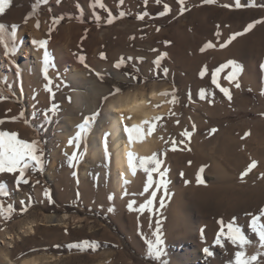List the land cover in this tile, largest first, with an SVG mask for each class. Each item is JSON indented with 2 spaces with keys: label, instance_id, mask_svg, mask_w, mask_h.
Returning a JSON list of instances; mask_svg holds the SVG:
<instances>
[{
  "label": "rangeland",
  "instance_id": "374dc122",
  "mask_svg": "<svg viewBox=\"0 0 264 264\" xmlns=\"http://www.w3.org/2000/svg\"><path fill=\"white\" fill-rule=\"evenodd\" d=\"M100 3L105 7L95 0H11L0 14V49L11 50L15 68L10 79L0 76V131L36 141L41 157L39 168L29 161L27 183L17 182L19 172L0 173L8 193L0 195V264L6 257L13 264L33 258L39 264H234L236 251L264 264V248L251 230V218L264 208V0H184L183 13L177 0ZM165 5L169 11L160 15ZM249 24L254 26L245 32ZM31 28L37 41L47 42L42 50L49 54L48 68L19 63L18 33ZM228 61L239 69L235 79H225L229 66L217 81L231 99L212 84V72ZM152 91L149 148L133 153L135 174L116 191L108 106L119 95ZM173 91L175 97L161 95ZM53 104L57 110L50 112ZM85 116L92 118L87 132L96 138L88 144L85 133L76 135ZM184 131L191 135L182 136ZM99 135L101 149L94 152ZM153 154L161 164L145 191L148 175L139 159ZM198 173L203 183H197ZM162 179L166 189L157 187ZM153 191L151 210L138 211ZM220 220L225 232L233 223L250 243L241 248L221 237L217 244ZM157 221L163 244L154 260L147 241L155 243Z\"/></svg>",
  "mask_w": 264,
  "mask_h": 264
},
{
  "label": "snow or ice",
  "instance_id": "6c2138e0",
  "mask_svg": "<svg viewBox=\"0 0 264 264\" xmlns=\"http://www.w3.org/2000/svg\"><path fill=\"white\" fill-rule=\"evenodd\" d=\"M11 0H0V14H3L6 10V8L9 7ZM59 2V0H58ZM96 4L99 5L100 8H104L105 5L103 3H100V0H95ZM123 0H121V3ZM160 0H157V3H159ZM177 2L181 5L180 11L183 13L186 9L183 7L184 0H177ZM214 0H206V3H213ZM145 3H147V0H145ZM237 7H240V4H236ZM169 11V7L165 5L164 11L160 13V15H165ZM35 14V9L32 13L29 14L28 17L25 18V21H27L28 18H30L32 15ZM123 15V14H121ZM99 19V17H97ZM138 19H143V17H138ZM55 22V21H54ZM108 23L112 22L111 17L108 18ZM259 23V21H257ZM254 25L249 24L244 31H249ZM36 27H39V22L37 21ZM15 35V32L12 33ZM241 33H236L235 35H240ZM4 38V26L0 24V42L3 41ZM235 36L230 37L228 42H231L232 39H234ZM34 44H38L40 48H45L46 41H33ZM209 47L211 45H208ZM225 45L222 44L221 47H224ZM166 54H161L157 57V59L153 62L155 65L159 66V62ZM101 57L104 58V54L101 53ZM45 68L48 65L49 62V54L47 50L44 51L43 56ZM83 62V60H81ZM231 66L232 72L225 77V79L229 80L230 82L235 79L236 72L239 70L238 67L235 65L233 61H228L227 64L221 65L220 67L216 68L215 71L212 72V84L215 85L219 90L227 96L229 99H231L229 90L227 88L221 87L220 84L217 81V73H220L223 71L224 68H227ZM87 67V65H85ZM115 67L119 68L120 64L117 63ZM164 72L167 73V69H164ZM97 77L100 79H103L102 75L100 73H96ZM203 75V73H202ZM47 79V76H45ZM134 78V77H133ZM236 87H239V84H236ZM45 90L51 92V89L48 87V85H45ZM118 92L119 89H116ZM161 95L168 96L172 95L175 97L174 91L172 93H161ZM5 99L3 96V93L0 92V100ZM104 99H107L105 97ZM175 99L171 101V103H175ZM57 110V106L55 104L52 105L51 109H49L50 112H55ZM10 111V110H9ZM21 116L23 113L20 114ZM18 117H11L10 119L12 121H15ZM123 119V118H122ZM159 119V117L155 118ZM92 121V118L89 116H85L83 118V122L78 125V128L80 129L79 132H77V137H79L82 133H85L89 130V125ZM5 121L3 119H0V124H3ZM147 123V122H145ZM148 133L151 134L153 131V128L151 126L147 129ZM215 131V130H213ZM124 132L127 134L129 145L136 140L139 141L142 139L144 132L143 129L139 126L132 125L131 127H124ZM184 137H189L191 135L190 132L184 131L181 133ZM36 141L32 142H25L23 140H20L17 138V133H9L6 131H0V173H16L19 172V176L16 177L17 182H23L27 183L28 181L26 179H23L25 176V170L29 166V161H34L35 166L37 168L41 167V157L37 155V149H36ZM73 143L72 140H69V145ZM105 148L107 149V134H105ZM75 158V153L73 154L70 159ZM127 161L129 169L135 174L136 166L134 165V156L131 151L127 153ZM147 164H154L155 167H152L149 169L146 165ZM161 161L156 159L155 154L151 157L147 158H140L139 159V167L143 169L145 173L148 175V181L145 185V191L148 190V188L151 186L152 181V173L157 172L160 168ZM256 166L255 161H253L250 165H248L247 170H251ZM201 172L203 169L200 170ZM167 169L164 171L159 172V175L161 177H164L166 175ZM247 174V171L242 173V177ZM197 183H203V179L201 178V175L198 173L196 177ZM127 183V181H125ZM185 183H188L187 180H185ZM168 181L166 179H162L157 182V187L163 186L165 189L167 188ZM8 193L5 190V184L4 182H0V195L6 196ZM156 197V192L151 193V198H148L144 203L139 205V208L137 209L140 212H143L145 209L151 210V207L153 205V198ZM109 199H112L110 196ZM134 203V202H133ZM133 203L128 204V208L131 210L133 207ZM160 207H164L163 199L161 198L160 201ZM9 210H11V205L8 206ZM108 211H113L112 208H109ZM260 216H264V208L260 209ZM260 216H253L251 218V230L253 233H255L258 237V242L260 247L264 248V224L259 223ZM218 223L221 225L220 231L217 233V240L216 243H221V237H223L225 240L230 242L233 245H239L241 248H243L245 245H248L250 241L246 238L244 234L241 233L240 228L233 225V223H228L226 225L227 231L225 232V225L223 224V221L220 220ZM153 235L155 236V243L151 241H147V256L153 258L154 260H159L162 256V249L158 247L159 245L163 244V240L161 239L160 229H159V221L156 222V231L153 232ZM201 235L203 236V229H201ZM84 244H88L87 241L83 242ZM73 247H76L77 245H72ZM97 245L95 243L92 244L93 249H95ZM204 252L206 255H212V252L209 251L208 248L204 249ZM234 264H258V256L252 255L250 257H245V253L243 251H236L235 253V261Z\"/></svg>",
  "mask_w": 264,
  "mask_h": 264
},
{
  "label": "bare ground",
  "instance_id": "6f19581e",
  "mask_svg": "<svg viewBox=\"0 0 264 264\" xmlns=\"http://www.w3.org/2000/svg\"><path fill=\"white\" fill-rule=\"evenodd\" d=\"M24 32L27 35L26 37L22 36ZM24 32L21 31L18 33V37H22V41L20 42L19 40L17 43H15V47H18L20 43H23V47L19 48V63L22 67L31 68L37 71L42 67V64H44V51L38 46V44L33 43V41L39 40V37H37L38 32L36 29L32 28L31 30H26ZM10 52L11 50L8 54H4L0 49V76L3 79H10V77H12V69H15L11 62ZM34 77H36L35 74ZM156 95L157 94L154 91L150 93V96L140 92L127 93L125 95L123 94L117 96L113 100V103L108 106L107 111L109 112L108 115L111 118V123L109 125V139L112 150L111 169L113 171V186L116 191L121 192L124 189V182L133 177V173L128 166L127 153L131 151L132 153L136 152L141 154L147 151L149 148L151 136L147 129L149 127V121L154 115V108L149 99L156 97ZM120 112H122V114ZM123 115L125 117H123ZM132 125L141 127L143 129L144 135L141 140H134L131 145H129L127 134L124 132V127H131ZM98 137L100 142L98 143L99 140L97 139L94 152H98L99 149H101L100 135ZM84 140L85 143L88 144L89 140L94 142L96 138L89 132H85ZM49 217L51 218L50 220H56L53 219V215H50ZM53 224H56V222H53ZM29 228H31V226H29ZM5 259L6 264H13V262L9 260L8 257ZM24 261L22 264H39L37 259L34 260V258L30 261Z\"/></svg>",
  "mask_w": 264,
  "mask_h": 264
}]
</instances>
